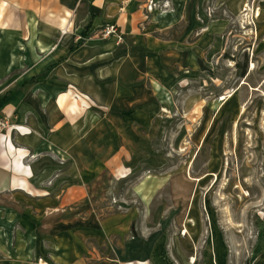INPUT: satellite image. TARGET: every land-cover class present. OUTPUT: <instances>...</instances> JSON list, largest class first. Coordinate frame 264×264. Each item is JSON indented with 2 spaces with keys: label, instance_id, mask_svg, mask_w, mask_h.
I'll return each mask as SVG.
<instances>
[{
  "label": "crops",
  "instance_id": "crops-1",
  "mask_svg": "<svg viewBox=\"0 0 264 264\" xmlns=\"http://www.w3.org/2000/svg\"><path fill=\"white\" fill-rule=\"evenodd\" d=\"M204 1L0 0V264H230L232 234L193 194L203 178L158 145L173 92L207 66ZM135 176L143 209L97 207L103 178ZM252 253L264 264V222Z\"/></svg>",
  "mask_w": 264,
  "mask_h": 264
},
{
  "label": "rangeland",
  "instance_id": "rangeland-1",
  "mask_svg": "<svg viewBox=\"0 0 264 264\" xmlns=\"http://www.w3.org/2000/svg\"><path fill=\"white\" fill-rule=\"evenodd\" d=\"M251 4L205 0L203 10L194 15L199 28L192 45L201 38L207 41V66L173 92L158 144L169 165L187 170L184 173L193 179L203 178L192 182L193 194L201 197L204 216L232 234L230 264H252L264 222V17H259L264 1H258L255 10ZM164 6L157 8L163 10L159 16L174 10ZM182 26L176 30L181 32ZM99 36L104 39L101 32ZM246 60L242 79L238 75ZM136 182V176L118 183L103 178L93 200L103 209L115 199L143 209L132 191ZM170 190L165 189L158 202L169 201Z\"/></svg>",
  "mask_w": 264,
  "mask_h": 264
},
{
  "label": "built area",
  "instance_id": "built-area-1",
  "mask_svg": "<svg viewBox=\"0 0 264 264\" xmlns=\"http://www.w3.org/2000/svg\"><path fill=\"white\" fill-rule=\"evenodd\" d=\"M152 8V7H151ZM101 36L104 39L115 38L118 43L123 41L122 35L119 33L118 28L115 25H107L102 31ZM10 128L9 122L0 118V132L3 133L4 131ZM13 128V127H11Z\"/></svg>",
  "mask_w": 264,
  "mask_h": 264
},
{
  "label": "trees",
  "instance_id": "trees-1",
  "mask_svg": "<svg viewBox=\"0 0 264 264\" xmlns=\"http://www.w3.org/2000/svg\"><path fill=\"white\" fill-rule=\"evenodd\" d=\"M239 66V65H238ZM247 69H248V60H246V62H245V64H244V66H243V68H242V70H241V72L239 73V77L240 78H245L246 77V75H247Z\"/></svg>",
  "mask_w": 264,
  "mask_h": 264
},
{
  "label": "bare ground",
  "instance_id": "bare-ground-1",
  "mask_svg": "<svg viewBox=\"0 0 264 264\" xmlns=\"http://www.w3.org/2000/svg\"><path fill=\"white\" fill-rule=\"evenodd\" d=\"M254 66L252 65V68H253ZM224 100V99H223Z\"/></svg>",
  "mask_w": 264,
  "mask_h": 264
}]
</instances>
